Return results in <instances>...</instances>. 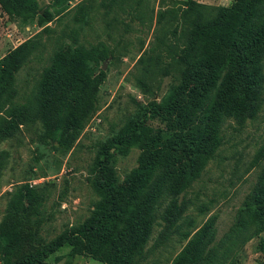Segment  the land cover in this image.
Listing matches in <instances>:
<instances>
[{
	"label": "trees",
	"instance_id": "1",
	"mask_svg": "<svg viewBox=\"0 0 264 264\" xmlns=\"http://www.w3.org/2000/svg\"><path fill=\"white\" fill-rule=\"evenodd\" d=\"M0 8L22 23L50 20L47 11L39 14L37 0H0ZM185 15V34L169 49L164 72L173 82L166 93L140 103L99 146L91 177L97 199L90 214L50 241L32 239L24 221L38 213L42 194L18 186L0 221V264H51L48 259L64 246L70 255L103 264H141L155 227L161 226L158 236L164 238L178 225L187 209L181 196L223 145V126L233 121L243 126L264 100V0L215 7L187 0ZM34 47L28 39L0 58V144L22 124L33 123L45 141L68 147L95 111L102 74L96 70L111 50L61 43L31 98L17 102L15 75ZM132 148L139 150L137 165L120 179L116 157ZM216 219L212 215L193 233L185 231L189 239L171 264H239L232 254L240 238L264 230V169L234 226L218 241Z\"/></svg>",
	"mask_w": 264,
	"mask_h": 264
},
{
	"label": "rangeland",
	"instance_id": "2",
	"mask_svg": "<svg viewBox=\"0 0 264 264\" xmlns=\"http://www.w3.org/2000/svg\"><path fill=\"white\" fill-rule=\"evenodd\" d=\"M37 1L39 14L47 11L46 17H50L44 24L37 18L22 23L0 8V58L28 39L35 42L15 75L17 102L31 98L61 43L103 45L111 50L96 70L102 74L95 111L68 147L45 141L40 127L33 123L22 124L0 144V221L16 188L29 185L42 194V201L38 213L24 221V230L32 239L50 241L90 214L97 199L91 184L92 165L100 144L136 112L140 103L159 99L173 82L172 74L164 72L171 61L169 49L178 37L183 38L189 17L185 15L187 0ZM194 1L215 7L230 5L233 0ZM223 133L225 140L216 156L181 196L187 202L182 219L164 238L158 236L161 226L155 227L141 264H171L189 239L184 237L185 231L193 233L212 215L217 217L216 241L234 226L239 208L264 169V100L254 119L243 126L226 123ZM138 154L139 150L132 148L127 155L116 157L115 171L120 179L137 165ZM232 255L239 264H264V230L240 238ZM48 261L103 264L88 255H70L68 246Z\"/></svg>",
	"mask_w": 264,
	"mask_h": 264
}]
</instances>
